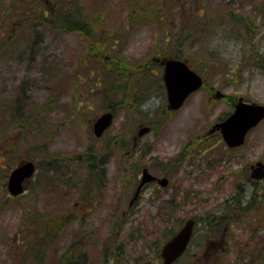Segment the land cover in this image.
<instances>
[{
	"label": "rangeland",
	"instance_id": "1",
	"mask_svg": "<svg viewBox=\"0 0 264 264\" xmlns=\"http://www.w3.org/2000/svg\"><path fill=\"white\" fill-rule=\"evenodd\" d=\"M226 2L240 20L225 15ZM58 6L85 22L84 35L53 30L58 23L44 14ZM209 14L216 17L210 28ZM261 20L264 0H0V264H161L160 247L189 217L198 222L196 234L174 264H232L263 252L264 180L251 212L228 216L231 239L211 233L203 218L221 209L241 169L264 157V122L230 155L221 141L205 149L211 140L200 136L207 121L231 112L229 97L264 104ZM116 53L113 60L141 72L148 64L142 95H133L129 68L117 73L120 64L108 65ZM173 54L183 55L205 86L166 114L156 58ZM211 87L229 101L210 99ZM108 106L113 123L95 138L92 122ZM147 120L156 122L154 131L134 141ZM26 160L36 170L25 192L10 198L7 176ZM144 166L169 185L148 184L134 198ZM179 184L197 197L179 189L183 204L171 213L161 202ZM254 240L262 246H250Z\"/></svg>",
	"mask_w": 264,
	"mask_h": 264
},
{
	"label": "water",
	"instance_id": "2",
	"mask_svg": "<svg viewBox=\"0 0 264 264\" xmlns=\"http://www.w3.org/2000/svg\"><path fill=\"white\" fill-rule=\"evenodd\" d=\"M164 68L162 79L165 85L167 96V108H179L187 95L198 89L202 85V78L194 70L190 69L185 61L180 59H166L162 62ZM217 97L222 94L216 91ZM264 117V104L255 102H245L239 98L235 103L234 111L223 121L215 123L223 137V140L229 146L239 145L244 141L247 131L255 126L258 121ZM113 120V114L110 111L101 113L93 123V132L100 136ZM149 131V126H142L138 130V135ZM250 176L253 178L264 177V162L258 161L251 167ZM35 164L31 160L24 161L16 165L8 174L6 188L11 195H18L23 192L25 182L33 175ZM157 179L161 185L167 183L165 177L157 178L142 169L140 181L136 187L134 198L139 193L140 188L145 182ZM133 199L130 200V202ZM194 219H187L178 231L167 240L161 247L162 264H171L185 249L192 233Z\"/></svg>",
	"mask_w": 264,
	"mask_h": 264
},
{
	"label": "trees",
	"instance_id": "3",
	"mask_svg": "<svg viewBox=\"0 0 264 264\" xmlns=\"http://www.w3.org/2000/svg\"><path fill=\"white\" fill-rule=\"evenodd\" d=\"M230 3L231 2H226L225 5H224V8L228 9V11L225 13V15L230 14V16L232 17L233 20H235L237 18H239V20H240V14L234 13V12H237V11H234V9H235L234 7H236V6H234V4H232V3L231 4ZM228 4H229V7L227 6ZM61 7H63V5H61ZM61 7L58 6V9H57V7H55L53 9H51L50 11H48L47 13L45 12V14H44V15H46V14L53 15L52 16L53 21L55 22V24H56V22L58 23V25L57 24L54 25L53 30L58 31L59 29H61V30L63 29L66 32H75L76 34L84 35L83 33L86 32L85 31V29H86L85 22L84 21H80V19H77L78 15L76 13H73V12L69 11V9L61 8ZM201 8H203V7H201ZM39 9L43 11V8H39ZM231 11H234V12H231ZM55 13H58V15L56 16ZM225 15H221V16H225ZM211 16H213L212 20L209 19L207 21L208 22L207 26L209 28L211 26L212 27L215 26V23H213L215 21V19H214L215 17H214L213 14H211ZM13 21H15V20H13ZM24 22L25 21H22V23H24ZM205 24H206V22H205ZM205 24H204V26H205ZM217 24H218V22H217ZM196 36L199 37V35L197 33H196ZM86 39H91V38H86ZM182 42H183V40L181 41V43ZM1 46H2V43L0 44V48H1ZM249 48L251 49V51L253 53L258 51V47L255 44L253 46H252V44L249 45ZM33 49H34V47H32V50ZM103 53L100 54L102 57H103V55H102ZM116 56H117V53H116V55H111V54H110V56L108 55V59H106V60H110V61H107V62H110L108 65H110V67H112V66L115 67L116 65L120 64L122 69L116 70L117 73H119L121 70L125 71L126 68H129L128 71H127L126 77H128V73L129 72H131V75H134L136 77V79L134 80V83L132 85V90H133V95L135 97H138V95H140L145 89L148 88L149 82H147V80H144V78L146 77L144 75H146V73L148 71V64L145 65V67L142 69V72H141L138 67L132 66V63L130 64L128 62H125L124 65H123L122 62H121V58L120 57H117L115 60H113ZM173 56H177V55L173 54ZM113 61H116V62H113ZM119 62H121V63H119ZM202 64L203 65H201V66L205 68L204 62H202ZM252 64H256L255 61ZM114 67H112L111 69H113ZM123 74H124V72H123ZM17 100H22L23 103L25 102L24 101V97H22V96H20ZM123 101H125L124 98H123ZM106 109L113 110L112 106H111V108H110V106H108ZM17 123L18 122H13L12 125H16ZM27 128L28 127L24 123V125L22 127V130H26ZM207 147L208 146H205V149ZM56 165L60 166L61 163H56ZM92 166L90 168H92ZM97 173H98V171H97ZM44 175H46V174H44ZM46 178H47V176H46ZM42 180H44V178L40 179V181H42ZM176 188H177V193L172 194L171 197H169L168 199L163 200L161 202L163 204V208L165 210H167V209L171 210V213H173L175 210H177V207H176L177 203L183 204V199H182L183 196H181L180 192H178L180 187L178 186ZM179 196L181 197V199L177 200ZM188 197H190L189 193H188ZM196 197H197V195L194 196V198H196ZM230 198H231V200H229L228 202L225 203L226 209L230 208L232 210H235V207H236L237 210L244 211L245 214L251 212V210L249 211V209H250V207H252L254 205V201L250 202L247 206H242L237 201V199H235V198H237V196L230 197ZM163 208H158L159 212L163 213ZM209 213L210 212H207L205 214V217L203 218L205 223L207 222L206 225L210 226L213 223V221H215L220 226V228H219V226H216L217 228H215V229L218 230V228H219V230H222L224 222H226V220H227L228 213H225L226 217L223 216L224 218L223 217H218L217 214L215 213V215L217 217H215L214 219L212 218V220H209V218H207ZM245 214H244V216H245ZM167 217H168V218H166L167 220H165L166 222H168L169 221L168 219H170L172 216L169 215ZM205 218H207V219H205ZM255 244L257 246H260V247L262 246V243L258 242L256 240L251 241L250 246H254ZM241 257H243V256H241ZM253 259H258V260L262 259V260H264V251L263 252L262 251L258 252L256 254H253V253L252 254H247L245 257L240 259L241 261L232 262V264H259V263L255 262V261H253ZM66 264H76V263L69 262V263H66Z\"/></svg>",
	"mask_w": 264,
	"mask_h": 264
},
{
	"label": "flooded vegetation",
	"instance_id": "4",
	"mask_svg": "<svg viewBox=\"0 0 264 264\" xmlns=\"http://www.w3.org/2000/svg\"><path fill=\"white\" fill-rule=\"evenodd\" d=\"M198 8H196V10H197ZM208 16V15H207ZM206 16V17H207ZM205 17V18H206ZM213 18V16H211L210 14H209V16L206 18V20H205V22H207L209 19H212ZM262 21V23H264V20H261ZM204 22V23H205ZM157 60H159L160 61V66L163 68V66H162V62L165 60V58H162V59H160V58H156ZM188 63V62H187ZM191 67V66H190ZM192 68V67H191ZM162 73V72H161ZM161 78V77H160ZM160 85H161V93H162V97H163V99H162V103H160V105H162V107L164 108V112L166 113V114H169L170 112H172V110H168L167 109V96H166V90H165V86H164V83H163V79L161 80V83H160ZM217 91V89H214V88H209L208 90H207V94H208V97H210V99H211V96H213L215 99H218V100H224V99H226V101L228 102L229 101V98H230V100H232V98L231 97H229L228 98V96L226 95V94H224L223 92L221 93L222 94V96H219V97H217L216 95H215V92ZM235 102H236V99L234 98V100H232V102L230 101V104L232 105L231 107H232V110H233V108H234V105H235ZM112 111V110H111ZM114 112V111H113ZM230 114V112L228 113V115ZM228 115H226L225 117H217L216 119H211V120H209V121H207V122H211L210 123V126L206 129V130H204V132L202 133V134H200V136H201V139H203V138H206V139H208V140H211L209 143V146L208 147H211V150H213L214 151V149H213V147H214V141H221V142H223L224 143V147L226 148V151H227V153L230 155L232 152H237L244 144H245V141H246V139L248 138V136L250 135V133L254 130V129H256L258 126H259V124L256 126V127H254V128H252V129H250L249 130V132L246 134V136H245V139H244V141H243V143H241V144H239V145H236V146H229L227 143H225V141L223 140V137H222V134H221V132H220V130L217 128V127H215L214 125H215V123H217V122H221V121H223ZM259 122H264V119L263 120H261V121H259ZM155 124H156V122H151L150 120H147V121H141V122H139V126L140 125H147V126H149V128H150V130H149V133L151 132H153L154 131V128H155ZM135 136H136V134H133V139L135 138ZM207 147V148H208ZM206 148V149H207ZM227 158V157H226ZM235 158V157H234ZM216 156L213 158L212 157V163L214 164L215 162H216ZM94 160H95V157L94 156H92L91 155V164L94 162ZM257 161H263L264 162V157H259L258 159H256L255 161H253V162H251V163H249L248 164V167L247 168H244V167H246V166H244L242 169H241V171L243 172V174H240V176H238V178L239 179H237V181H235V183L233 184L234 186H233V188H231V192H230V194L227 196H225L224 197V195L222 196V201H221V203H226V202H228L229 200H231V198L230 197H235V196H237V198H235V199H237V201L242 205V206H247L250 202H252V201H254L255 199H256V193L258 192V191H260V188H259V186H260V184H259V181H261V180H263V179H254V178H252L251 176H250V173H251V167L253 166V165H255V163L257 162ZM90 163V162H89ZM93 166H92V172L95 174V172H96V170H97V168H96V163H93L92 164ZM149 169V168H148ZM141 171H142V169H141ZM140 171V172H141ZM154 174V173H153ZM138 177H139V175H138ZM162 177H166V176H162ZM167 178V184L165 185V186H163V188L164 187H167L168 185H169V179H168V177H166ZM246 181H247V187L245 188V183H246ZM153 184H155V183H157L156 182V180H154L153 182H152ZM181 186V184H179V187ZM180 191H181V193L183 194V195H185V194H187L188 195V193H189V195H190V198L191 199H193L194 198V195L196 194V192H194V190L191 188V187H188V188H182V187H180ZM189 191V192H188ZM195 193V194H194ZM193 197V198H192ZM195 199V198H194ZM234 199V200H235ZM254 203H256V201H254ZM213 217V216H212ZM244 218V217H243ZM216 226H218V224H212L211 226H210V232L211 233H217L218 234V236L219 237H226V238H230L231 239V237L230 236H227L226 235V233H228V231H227V227H228V224H226V225H224V227H223V229H222V231H218L219 230V228H218V230H216L215 228H217ZM225 231H227V232H225ZM196 234V231H194L193 230V232H192V235H191V237H190V240H189V242H188V245H187V247H186V250L187 249H189V247H190V245L192 244V240H193V238H194V235ZM203 234H205V233H203ZM185 250V251H186ZM193 254H196V252H194ZM184 255V253L179 257V258H181L182 256ZM178 258V259H179ZM194 264H195V261H194Z\"/></svg>",
	"mask_w": 264,
	"mask_h": 264
},
{
	"label": "bare ground",
	"instance_id": "5",
	"mask_svg": "<svg viewBox=\"0 0 264 264\" xmlns=\"http://www.w3.org/2000/svg\"><path fill=\"white\" fill-rule=\"evenodd\" d=\"M80 261H82V260H80Z\"/></svg>",
	"mask_w": 264,
	"mask_h": 264
}]
</instances>
